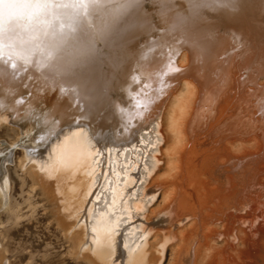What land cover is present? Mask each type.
I'll return each mask as SVG.
<instances>
[{
    "label": "bare ground",
    "instance_id": "bare-ground-1",
    "mask_svg": "<svg viewBox=\"0 0 264 264\" xmlns=\"http://www.w3.org/2000/svg\"><path fill=\"white\" fill-rule=\"evenodd\" d=\"M145 12L124 0L91 9L77 34H95L96 50L71 68L0 62V127L20 134L0 140V195L18 147L96 263L163 264L167 250L170 264L251 263L264 248V0H163ZM192 22L196 36L184 31ZM2 38L28 41L27 16ZM155 118L142 134L136 120Z\"/></svg>",
    "mask_w": 264,
    "mask_h": 264
},
{
    "label": "rangeland",
    "instance_id": "rangeland-1",
    "mask_svg": "<svg viewBox=\"0 0 264 264\" xmlns=\"http://www.w3.org/2000/svg\"><path fill=\"white\" fill-rule=\"evenodd\" d=\"M138 89L139 87H135V90ZM136 122L140 126V132L145 134L152 128L155 129L159 120L144 119L142 123H139L137 119ZM19 137L20 134L16 129L1 125V141L13 143ZM161 149H163L162 145ZM154 150L155 156L161 158L160 152ZM23 155V151L17 147L13 153L12 162L7 166L11 180L7 201L0 195V264H6V262L7 264H99L94 261L89 251H85L84 247L79 248V238L74 233L78 231V228L74 231L66 230L63 222L67 219H64L65 212L62 210V204L56 198L58 193L45 192L32 169L29 166L24 168L19 166ZM150 161L153 165L156 163L153 158ZM161 163V161L158 162V165ZM163 172L165 171L159 174L162 176ZM147 179L148 186L151 176H147ZM158 198L160 200V196ZM155 203L147 206L145 217L151 216L158 204ZM247 234L248 241H252L250 232L247 231ZM262 235L264 236V232ZM148 239V251L154 252V238L151 235ZM221 245L222 242L219 243V246ZM258 251L253 255L252 264H264V248L259 247ZM244 255L246 257L245 252ZM170 262L171 251L167 250L163 264H170Z\"/></svg>",
    "mask_w": 264,
    "mask_h": 264
},
{
    "label": "snow or ice",
    "instance_id": "snow-or-ice-1",
    "mask_svg": "<svg viewBox=\"0 0 264 264\" xmlns=\"http://www.w3.org/2000/svg\"><path fill=\"white\" fill-rule=\"evenodd\" d=\"M102 2L105 0H64L60 3L52 0L41 3L0 0V62L10 65L14 70H27L34 60L37 68L43 65L52 69L60 65L71 68L96 50V35H91L87 43H84L83 37L77 34V30L87 21L90 10ZM107 2L118 3L119 0H107ZM124 2L129 10L145 12L143 0H124ZM162 2L163 0H154L152 12H145L144 18L152 16L157 5ZM167 2L175 4L179 3V0H167ZM216 2L234 9L239 0H216ZM25 15L30 39L22 42L20 46L12 40L5 43L2 38L5 26L10 27L19 23ZM157 22L167 23L163 18L158 19ZM183 27L191 36H196L200 31L195 22L186 23ZM41 35L45 39H40ZM83 35L88 36V33ZM174 42L179 44L182 40L176 39ZM70 50L75 55L68 59L67 53Z\"/></svg>",
    "mask_w": 264,
    "mask_h": 264
}]
</instances>
